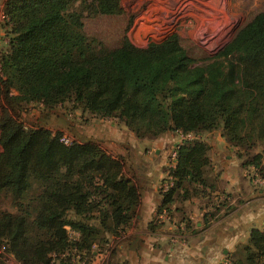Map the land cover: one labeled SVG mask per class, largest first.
Listing matches in <instances>:
<instances>
[{
  "label": "trees",
  "instance_id": "16d2710c",
  "mask_svg": "<svg viewBox=\"0 0 264 264\" xmlns=\"http://www.w3.org/2000/svg\"><path fill=\"white\" fill-rule=\"evenodd\" d=\"M121 13V0L6 3L0 200L9 196L17 212H0V251L20 264L91 262L122 236L141 198L122 157L97 141L67 145L61 133L26 125L22 115L30 105L51 112L72 103L94 117L119 120L140 139L221 129L264 177V12L205 66H196L178 35L147 48L124 39L111 50L86 34V14ZM257 143L263 145L258 154ZM209 151L203 140L178 147L170 171L175 185L163 195L161 213L170 215L175 193L187 186L209 196ZM231 260L264 264V231L253 230Z\"/></svg>",
  "mask_w": 264,
  "mask_h": 264
},
{
  "label": "crops",
  "instance_id": "0c3cea01",
  "mask_svg": "<svg viewBox=\"0 0 264 264\" xmlns=\"http://www.w3.org/2000/svg\"><path fill=\"white\" fill-rule=\"evenodd\" d=\"M100 122L101 130L92 131L97 142L104 140L106 129L109 135L104 141L116 150L107 151L125 160V173L136 183L141 198L135 218L122 236L112 239L111 250L96 256L94 264L101 259L107 264H222L232 261L253 230L264 231V186L255 185L253 167L246 165V158L221 132L201 135L210 146L209 196L198 194V186L180 189L168 219L158 223L164 200L161 187L171 154L183 144L184 136L168 133L140 139L119 122ZM224 196L228 200L220 201Z\"/></svg>",
  "mask_w": 264,
  "mask_h": 264
},
{
  "label": "rangeland",
  "instance_id": "374dc122",
  "mask_svg": "<svg viewBox=\"0 0 264 264\" xmlns=\"http://www.w3.org/2000/svg\"><path fill=\"white\" fill-rule=\"evenodd\" d=\"M7 1L0 0V56L9 49V26L5 15ZM121 7L120 15L86 14L84 23L88 37L112 50L120 47L124 39L138 48H147L151 43H160L172 35H178L196 66H205L213 63L239 31L256 15L264 12V0H121ZM1 110L0 100V117ZM22 119L26 125L46 127L54 133H61L69 142L95 141L96 133L92 131L101 130L98 127L101 118L75 108L72 103L51 112H45L40 105H30ZM102 120L123 124L113 118ZM221 131L219 129L217 132ZM103 132L105 140L109 132L104 128ZM104 140L101 143L106 150L116 151L111 142ZM262 150L263 145L257 143L253 152ZM0 212H17L9 196L1 198ZM71 235L75 236L72 232ZM99 252L95 256L105 253ZM95 258L91 262L72 261L71 264H94ZM0 264L20 263L2 249ZM96 264H107V261L101 259Z\"/></svg>",
  "mask_w": 264,
  "mask_h": 264
},
{
  "label": "built area",
  "instance_id": "2783aa9c",
  "mask_svg": "<svg viewBox=\"0 0 264 264\" xmlns=\"http://www.w3.org/2000/svg\"><path fill=\"white\" fill-rule=\"evenodd\" d=\"M188 140H202V137H201V135L196 136L194 134L184 136V141H188ZM63 141L67 145H70L73 143V142H69L65 138H63ZM177 158H178V154L175 151L171 154V164L169 166L167 179L161 187L162 195H164L165 193H168L175 185V181H174L173 177L171 176L170 171L175 169ZM252 172H253L252 179H253V182L255 183V185L264 186V177L261 176L260 173L258 172V170H256L255 168H253ZM227 200H228L227 196H224L220 199V201H222V202H225ZM167 219H168V214L166 212H163L158 217V223H162V222L166 221ZM178 239H180V238H178ZM222 264H233V263H232V261L225 260Z\"/></svg>",
  "mask_w": 264,
  "mask_h": 264
}]
</instances>
